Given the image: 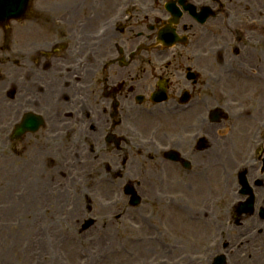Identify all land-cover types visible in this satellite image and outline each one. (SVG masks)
Segmentation results:
<instances>
[{"label": "rangeland", "instance_id": "1", "mask_svg": "<svg viewBox=\"0 0 264 264\" xmlns=\"http://www.w3.org/2000/svg\"><path fill=\"white\" fill-rule=\"evenodd\" d=\"M58 1L64 2L65 0L34 1V8L37 9V13L40 10L48 9L49 6L52 8V13H50V16L52 15L51 20L50 17H44L42 12H40V16L37 19V21L40 22L42 26L43 33L45 31L46 26H53L55 31L58 32L59 23L57 20L61 18V16L59 15L61 13H58L60 9L56 8V5H60ZM121 1L122 0H120V2ZM135 1L138 4L140 3V6H142L143 8L147 6V2L149 4L151 2V0ZM200 1L202 0H194L195 3H198ZM245 1L247 2L246 7V2H240L239 4H237L238 6L242 5L240 9L243 11V16L236 12V8L234 9V7H232V12H230L231 18L229 19L230 22L236 21L237 23H240L242 25V21H245L246 23L243 26L247 30V32H239L238 30L232 29L235 32L239 33L240 42H237V44L243 49L247 46L248 42L256 41L259 38L264 43V29L261 27L264 26L262 24L264 23V5H260V0ZM96 2L99 1L88 0L85 3H77L76 8H79L75 10L73 19L66 24V26H69V32L71 31L69 43L74 39V37H77L76 39L81 38V25L83 24L79 22L80 15H82L83 18H86L84 24H86L88 21H91V24H96V22H98L97 18H93L92 9L88 6V3L95 4ZM203 2H207V0H203ZM208 2L214 9L219 7V5L213 2L212 0H209ZM236 2L238 1L222 0V3L225 4L227 10H229V3L233 4ZM80 5L85 6L84 14H81ZM37 6H39V8ZM96 6L99 7V5L97 4ZM255 7H257V9ZM112 9L115 11L116 8L114 9L113 6ZM112 11L110 12V14L112 13ZM156 16L159 15L156 14L154 17ZM131 20L127 22V25H129L130 27L129 30L125 31L123 34H120V42L125 46V48L127 47L128 50L135 49V51H137L138 48L142 47L141 45L148 44L147 38H140L137 36V30H145L146 26L145 23L142 26L137 25L135 23L134 17H132ZM251 21H255L253 23V25H255V28L254 30L249 31L252 26L250 24ZM28 23L30 26L28 25ZM214 23L217 26H223V24H225L223 22V17L220 16L217 17L216 20H214ZM31 24L35 26L33 19H27L23 22H13L9 26V37H6V34L4 35V33L2 32L3 29L0 28V53L4 52L6 56H9L12 59H17V61L20 60L22 67V70H19L18 67H11L12 69L5 68L3 70H0V72L6 76V82L0 84V90L4 89L5 87V89H7L8 87H11V85L14 84L19 85L21 83V80H23L25 72L30 70V68L27 67H30L28 63L30 64L31 62L33 52L23 53L22 56L21 47H27L26 41L29 40H23L21 36V30L24 31L25 28H29L30 30ZM98 26L99 24L93 25V27H91V32L94 33ZM131 27L134 28L132 29ZM131 35L135 39V44L133 38H127ZM59 39H63V37H60ZM8 40L10 41L8 42ZM208 40L210 39L208 38ZM210 41L215 43L213 40ZM235 41L236 40H233V36L231 34H228L223 40H221V43H223V45L220 46L216 44L214 47L215 49L223 48L222 51H225L226 55V46L229 43H235ZM248 44H250L252 50H255L256 47L254 44ZM29 50L30 49H24V51ZM256 52L258 53V51ZM139 54L140 55H138L137 57L139 58V60L141 58L140 62H145V56L140 57L142 51ZM28 55L31 56L29 57ZM214 56L217 59L220 57L216 53ZM201 57L203 58H200L198 66L199 69L203 71L204 78L208 76L210 78L216 77V74L219 72V70H221V67L223 68L226 64L224 63V65L221 66L220 60L216 59L217 63H215V67V65L212 64L211 61L216 60L212 57H209L208 54H204ZM253 60L254 61L246 62L247 64H250L247 66H254L257 71L264 72V69L260 67L263 66L262 62H260V58H255ZM101 62L102 60H100V64L97 65V67H100ZM107 62L108 59L105 60V64ZM107 65L109 68V72L113 75L116 73L119 75H125L126 73L117 70L115 67H110L112 66V61H109ZM104 68H97L96 70H94V73L96 72L95 79L102 76ZM142 70L143 65L137 66V73H142ZM20 75L22 76V78H20ZM139 84L141 85V89H145L150 85V83L146 80L140 82ZM210 84L212 85V87H214L215 85L214 83H212V81L210 82ZM226 87H240V85H238L237 82L230 81ZM241 88L247 89L249 95L245 97L244 92L232 95L231 91H229L227 93V97L223 96L225 98H222L221 100V104H224L225 106V112H227V102L225 103L226 100L235 105V107H233V104L231 105V108H233L232 110L234 111L237 107L244 105L255 106V96L252 94L253 98L250 97V93L256 91L257 88H248L242 86ZM98 90H100V87H98ZM187 116H189L188 118H191V115ZM179 119L180 118H174L165 122L166 124L173 123ZM185 120H187L186 117H183L181 119V121ZM6 122L7 120H3V118H0V125L5 124ZM9 123H12V121H10ZM229 123L231 124L232 122ZM154 126L155 125L152 124V127ZM14 128L15 124L11 126L8 130H5L0 135V264H82V260L78 255V250L74 246L75 242L73 243L72 240L69 241L66 240L67 238L65 239V237L70 234L76 235L75 241L80 238L82 239L83 243L86 246L85 249L91 254L89 264H94L95 262L101 259H96V257L99 256V253L108 255L109 260H116L115 264H125V261L128 262L130 259H127L128 257L126 256L128 255L122 250L127 249L129 252H131V255H134L135 252H137L138 254L137 259L132 260L134 261L132 262V264H208V261L211 259V256H213L211 253L214 252L215 254L214 249H211L210 251L206 250L208 247L214 244L213 240L216 236L215 228H213V226L203 227L202 225L191 221L189 215L194 214L196 216L204 213L208 218V222L209 219L218 217L222 220L223 224H229L228 226L232 230L233 237L234 233L238 231L242 232L244 230H247V224L243 225L242 227H237L231 220V215H233V212L230 211V208L232 207L233 210L237 205V202L241 201V198L237 193V191L239 190L237 174H234L231 186H228L224 185L223 177H220L219 175L214 174L213 171H210L211 158L218 159L222 157V155L220 154H225L223 150L205 148L203 150H198L200 151V155L194 156V154H187V158L191 159L194 162L193 172H196V170L198 169L200 170L199 174H201V176L193 174L192 179H190L188 178V176H184L179 173L177 174L176 172L167 169L166 172L163 175L161 174L158 178L159 180L162 179L168 183L162 189H158L159 186H162L160 184V181L157 182V180L155 179L151 180L148 185L146 184L147 182L145 180V174L149 175L148 173H144L139 176L141 177L139 181H141L142 183L144 182V184L140 186L134 185L138 195H140L143 199L141 203L143 209L145 210L143 211V213L149 219V223H159V216L161 215H159V212L163 213L162 208L165 207L164 205L170 201H175L176 203L181 205L185 212L183 215H177V213L173 214L170 210L164 209V217L168 219L167 222H164L166 223L164 225L166 227L164 237L165 240L170 243V247L175 246L177 248L176 252H171V254L173 253L172 256L171 254L170 256H168V254L164 253L166 250H159L149 244L150 241L146 240V232L144 230L139 231L140 228L137 220H132L130 217L127 218L120 215L121 213L126 211V207H129L126 197H123V200L125 201L120 200L121 204L113 210L114 213H118L115 218H113L112 220H102L101 213L96 209L98 202L93 200V194L88 193L89 195H87V197L91 198V202H93L94 205V207L91 208L87 207L88 199H85L86 196L84 198L82 197V194L84 195L85 193V187L88 185V182H85V179L83 177L84 172L81 169L79 160L76 159L75 155L69 156V153H66L65 156L67 160L65 161L64 159L60 160L58 156L53 157V155H51L53 159H56L55 164L50 162V158L52 159L51 156H41V162L38 160H33V151L31 147L33 146V143H35V141H27L28 139H31L32 135L27 134L24 136L23 141L13 142L11 141V135ZM166 129L167 128H165L164 130ZM194 130L196 132V128L191 127L184 131H186L190 135L191 132ZM246 130L247 129L243 128V134H241V137L243 135L244 140L240 137L241 129L234 131L232 135V139H234L236 143L237 141H239V146L244 147L242 148V157L237 158L235 160H231L232 165L233 163L237 165L238 163L243 161L249 151V147L246 146ZM179 131L180 134H183V136H185V134L187 135L186 132H183L181 130ZM247 131H249L250 133L251 129L248 127ZM71 132V137H73L74 131ZM189 135H187L188 141L191 144L192 137ZM145 137L147 136H143L142 138ZM220 138L223 139L222 136ZM101 143L103 144V146H105L102 140ZM78 144L79 147L81 146L85 150V152L92 154V147L82 144L80 140ZM106 145L107 146L103 151L105 155L111 151L114 152L113 155H111L112 158L110 159V161H107L109 167L113 168L114 164H117L121 161L122 154L119 150L115 149L112 144L106 143ZM121 147H124V143H122ZM186 151H189L188 147H186ZM195 152L197 153V150ZM78 158H80L84 165L85 157L81 156L80 154V157ZM39 163H43L44 166L39 165ZM62 165H65L67 167L66 170H68L72 175V179L69 177L68 181L66 177L69 172L64 173L63 185L58 183L62 178L59 177V175L61 174V169L63 168ZM94 166L95 168L99 169L96 170V172L92 170V173H90V176H92V180L94 178L100 177V175L104 176L105 174H107L105 170L103 171V169L100 168L97 162L94 163ZM58 169L60 171H57ZM208 170L210 176L215 177V179L213 178L214 183H209L204 180L205 174ZM42 172L45 174L46 177H48V183L39 186L38 188L32 187L30 185L29 180L32 178H40ZM171 175H173L172 178H170ZM262 177H264V174ZM146 179L148 180V182L150 181L149 178ZM156 183L158 187H156ZM174 183L177 186L175 185V187H172ZM58 185H61V187L59 188ZM65 185L69 186L70 193L67 194L64 204L59 205L57 207L55 203H58V200L61 198L60 190ZM149 185L152 186L153 190L156 189L158 193H153V190L148 188ZM99 189L109 194L108 196L100 200L101 202H103V206L105 207V202L113 200V197H115L117 194H110L108 192L109 187ZM54 191L56 194L55 199ZM75 191L77 193H75ZM197 193L202 194V196H197ZM150 196L157 198L151 199ZM146 197H148L149 199L146 200ZM36 200L40 202V204H38L39 207H37V204L35 203ZM85 209L87 210L86 216H84ZM89 218L96 219L97 223L85 232L79 234L80 229H82L86 219ZM245 218L246 217H244V219ZM171 223L173 224L171 225ZM249 232L251 233L250 230ZM107 236L113 238L110 244H105L106 241H104V239ZM138 238H145L147 242L142 245H135V241ZM98 239L101 240V244H99L98 242L96 243V240L98 241ZM131 240H134V243H131ZM254 240H256V238ZM254 240L252 242H254ZM229 241L232 243L231 240ZM252 242L248 243L251 253L247 254L245 258L246 263L241 259V256L238 259H236L237 256H233L232 259L230 258V262L232 261V264H264L263 245V249L258 254L256 246L253 245ZM242 243L246 244L244 243V241ZM181 244L184 245L182 247V250H179L178 247H180ZM243 244L240 245V249H242ZM144 248H148V250L145 252L146 254L142 257L140 252L143 251ZM115 251H118V253L114 254ZM191 255L193 257L188 259L187 256ZM67 256L68 258L65 259V257ZM70 259L77 260L78 262L71 261ZM163 261L166 263H163ZM112 263L114 264V262Z\"/></svg>", "mask_w": 264, "mask_h": 264}, {"label": "flooded vegetation", "instance_id": "2", "mask_svg": "<svg viewBox=\"0 0 264 264\" xmlns=\"http://www.w3.org/2000/svg\"><path fill=\"white\" fill-rule=\"evenodd\" d=\"M204 50V51H203ZM202 51L205 53L207 52L205 46L201 45L198 41L192 40L191 48L178 51L172 58V60L168 61L164 67H161L159 69L160 74L157 76L164 77L167 79L169 87V95L166 98L168 100L167 102L174 101L177 99H187V102H190L192 104H196L199 101V97L203 95L205 98L204 100H207L208 98L214 97V90L211 87L210 84L205 85L206 83H200V79L203 76V71L199 70V62H200V55ZM152 60H149V63H151ZM184 68L191 69L190 72H188V76L196 75V73H200V78L197 80L198 82H190L187 79V75H184L183 70ZM117 75V73L115 74ZM129 79L135 83L134 78L132 76V73L129 72L128 74L121 75L117 77L113 84H117L119 81H123L125 79ZM191 86V87H184ZM207 86V87H206ZM157 89L152 82L150 83L149 87H146L145 89H141V87H135L134 85H131L129 87H125V83L123 84H117V86L113 87H102L101 93L105 97H111L112 103L119 104V100L128 99L129 97H135V95L138 92H141L144 96L150 93L151 94ZM229 103V101H225V103ZM261 102V100H259ZM173 103V102H172ZM198 110H195L192 112L191 120L190 122L192 124L195 123L197 120V112Z\"/></svg>", "mask_w": 264, "mask_h": 264}, {"label": "bare ground", "instance_id": "3", "mask_svg": "<svg viewBox=\"0 0 264 264\" xmlns=\"http://www.w3.org/2000/svg\"><path fill=\"white\" fill-rule=\"evenodd\" d=\"M259 44H260V45H263L262 40L259 42ZM244 51H245L246 53H242V57H241L242 60H245V57H247V58H249V59L261 58V59H262V62H264V45H263V47H262V49H261V51H260V54L257 53V52H255V51H253V50H249V48L245 49ZM241 85H243V84H241ZM233 91H234V92H240L239 89H237V88H234ZM54 95H55L56 98H58V97H57V92H56V91H55V94H54ZM47 102H48V103H46V104H41L40 106H44L45 108H49V107H53V106L59 107L61 104H63L62 102L58 103V102H56V101H54V100H52V101H50V102L47 101ZM48 121H49L50 123L54 124V125L56 124V122H55L54 120H52V119H48ZM82 137L86 138L87 136L84 134ZM93 138H94V136H93ZM44 142H46V143H50V141H46V140H45ZM234 148H235V147H234ZM235 149H236V148H235ZM236 150H237V149H236ZM229 160L231 161V159H229ZM234 166H235V165H233V168H234ZM57 171H60V170L58 169ZM64 173H65L64 170L61 169V174L59 175V177L61 178V176H63ZM61 181H64V179L61 178V180L59 181V183H61ZM29 182H30V185H31L32 187H37V188H38L39 186H42V185L48 183V177H46L45 174L42 172L40 178H32V179L29 180ZM60 192H61V198L58 200V203H55V204L57 205V207H58L59 205H62L63 202L65 201V197H66V195H67V193H68V190H67L66 186H65V187H62V190H61ZM199 195L202 196V194L197 193V196H199ZM102 196H103V195H102ZM35 203L37 204V207H39L38 204H40V202L36 200ZM99 208L102 209V205H101V204H100ZM78 216H79V215H78ZM251 221L254 222L253 219H251ZM112 240H113V238L110 237V236H107V237L104 239V241H106L105 244H110V242H111ZM147 250H148V248H144V249H143V251H142V256H144V254H145V252H146ZM192 255H193V254H192ZM192 255H191V256H187V258H188V259L192 258ZM125 264H132V262H127V261H126Z\"/></svg>", "mask_w": 264, "mask_h": 264}, {"label": "water", "instance_id": "4", "mask_svg": "<svg viewBox=\"0 0 264 264\" xmlns=\"http://www.w3.org/2000/svg\"><path fill=\"white\" fill-rule=\"evenodd\" d=\"M21 11H22V9L21 10H19L17 13H16V9H14V12L13 13H7L8 15L6 16V15H0V21L1 20H6V19H11V18H17V17H19L20 16V13H21ZM28 129V126H27V124H25V126H24V128H23V130L21 131V132H24V131H26Z\"/></svg>", "mask_w": 264, "mask_h": 264}]
</instances>
